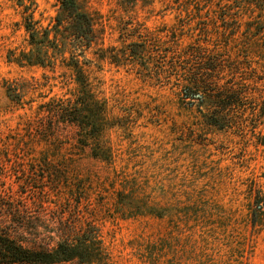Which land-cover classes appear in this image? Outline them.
I'll return each mask as SVG.
<instances>
[{
    "label": "rangeland",
    "instance_id": "374dc122",
    "mask_svg": "<svg viewBox=\"0 0 264 264\" xmlns=\"http://www.w3.org/2000/svg\"><path fill=\"white\" fill-rule=\"evenodd\" d=\"M87 2L97 37L81 60L95 66L98 147L44 118L42 105L78 88L59 56L45 68L10 60L11 52L36 54L30 22L40 39L47 31L54 39L60 4L0 0V232L53 247L51 238L89 222L112 264H264V223L251 221L264 196V146L254 137H264V114L247 112L246 124L220 131L203 118L205 105L191 106L165 78L169 64L126 55L144 41L171 52L227 48L263 108L264 0ZM15 83L20 105L7 92Z\"/></svg>",
    "mask_w": 264,
    "mask_h": 264
},
{
    "label": "trees",
    "instance_id": "16d2710c",
    "mask_svg": "<svg viewBox=\"0 0 264 264\" xmlns=\"http://www.w3.org/2000/svg\"><path fill=\"white\" fill-rule=\"evenodd\" d=\"M57 1L60 11L56 17L54 39L50 38L49 31L40 39L30 22L27 31L31 34L30 44L36 47V54L22 52L17 55L11 52L10 60L20 66L45 68L54 67L59 56L61 63L73 72L71 77L76 78L78 88L68 100H54L42 105L44 118L75 127L82 142L93 141V146L98 147L103 133V115L96 93L97 85L90 80L95 66L91 61L81 60L96 41L95 19L88 11L87 0ZM115 1L120 6L132 7L149 0ZM218 46L211 51L196 45L183 52H171L169 48L156 47L144 41L131 43L130 52L126 55L132 58L134 64H138L139 59L149 64L158 62L161 69L169 64L164 69V72L169 70L165 78L176 80L184 100L190 101L191 106H206V112H201L208 125L225 131L240 128V123L246 124L242 118L247 112L251 111L252 118L261 117L264 107L260 108L257 103L260 99L255 96L257 91L243 81L247 80L243 77L248 75L240 69L239 62L233 59L231 51ZM50 48L53 49V54H50ZM145 71L148 72L149 68L145 67ZM20 88L18 83L7 84L8 96L17 105L22 103L24 97ZM254 137L258 139L259 145L264 146L261 133L256 134L254 131ZM254 202L256 206L251 209V221L257 226L264 223V219H259L264 216L263 193L257 195ZM21 226L25 227V224L22 222ZM2 231L0 264H112L98 229L89 222L77 225L72 232H62L72 234L51 238L54 241L53 247L29 248L23 239L19 240L8 234L11 232Z\"/></svg>",
    "mask_w": 264,
    "mask_h": 264
}]
</instances>
